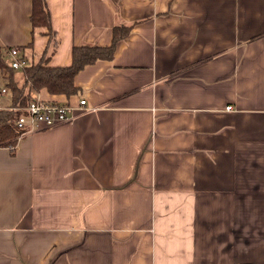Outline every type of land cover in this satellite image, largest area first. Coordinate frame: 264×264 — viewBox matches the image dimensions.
<instances>
[{
    "label": "crops",
    "instance_id": "1",
    "mask_svg": "<svg viewBox=\"0 0 264 264\" xmlns=\"http://www.w3.org/2000/svg\"><path fill=\"white\" fill-rule=\"evenodd\" d=\"M47 5L51 36L33 0H0V50L24 66L133 28L77 95L37 94L73 120L0 148V264H264V0Z\"/></svg>",
    "mask_w": 264,
    "mask_h": 264
},
{
    "label": "trees",
    "instance_id": "2",
    "mask_svg": "<svg viewBox=\"0 0 264 264\" xmlns=\"http://www.w3.org/2000/svg\"><path fill=\"white\" fill-rule=\"evenodd\" d=\"M33 2L34 28H47L46 34L53 35L47 0H33ZM132 28V25L116 26L113 43L110 46L79 45L74 47L73 63L65 67L51 66L48 60L44 59L38 63L31 62L21 70L15 69L7 59L10 50H0V69L12 91L10 106L0 109V148L15 147L19 136L23 133L17 127L16 120L23 114L22 109L37 99L38 93L47 90L51 95H66L67 97L77 95L80 88L76 85V76L85 67L99 60H112L118 43L130 35ZM29 48L33 46L30 45ZM17 70L22 72L21 78L17 77Z\"/></svg>",
    "mask_w": 264,
    "mask_h": 264
},
{
    "label": "built area",
    "instance_id": "3",
    "mask_svg": "<svg viewBox=\"0 0 264 264\" xmlns=\"http://www.w3.org/2000/svg\"><path fill=\"white\" fill-rule=\"evenodd\" d=\"M12 57V66L15 69L22 68L25 64L23 59L19 58V50L12 49L9 53ZM9 93V89L4 88L0 92V96H5ZM231 110V107H227ZM23 114L16 120V125L19 129L25 132L33 131L41 127H55L62 123L71 121L74 119L75 111L77 107L70 103L60 102H45L39 99L31 102L28 107L22 109ZM79 110H87V101L80 100ZM240 264V263H235Z\"/></svg>",
    "mask_w": 264,
    "mask_h": 264
},
{
    "label": "rangeland",
    "instance_id": "4",
    "mask_svg": "<svg viewBox=\"0 0 264 264\" xmlns=\"http://www.w3.org/2000/svg\"><path fill=\"white\" fill-rule=\"evenodd\" d=\"M1 97V96H0Z\"/></svg>",
    "mask_w": 264,
    "mask_h": 264
}]
</instances>
